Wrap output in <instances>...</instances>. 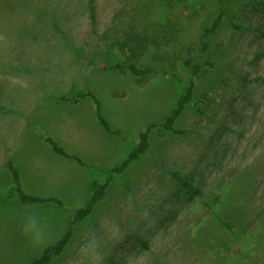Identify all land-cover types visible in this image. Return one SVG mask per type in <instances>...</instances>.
Masks as SVG:
<instances>
[{"label": "rangeland", "instance_id": "1", "mask_svg": "<svg viewBox=\"0 0 264 264\" xmlns=\"http://www.w3.org/2000/svg\"><path fill=\"white\" fill-rule=\"evenodd\" d=\"M119 1L96 0L101 23ZM139 1L155 21L180 17L183 26L176 45L151 49L139 63L168 70L144 83L130 72L102 70L83 44L88 0H0V264H32L69 231L91 199L86 170L62 164L44 133L70 153L83 152L86 160L93 159L94 150L104 153L93 159V167L95 179L106 182L141 135L165 124L187 93L191 72L181 61L163 64L159 55L186 57L185 50L199 44L218 16L220 0ZM249 9L248 0H229L227 13L244 30H234L225 19L211 40L212 50L193 52L196 62L216 66L194 79L200 103L186 105L175 123L185 134L153 129L149 150L124 174L113 176L105 198L73 227L72 242L50 264H217L218 255L240 254L247 247L249 255L259 247L254 264H264V83L252 80L264 79V36L246 21V15L259 17ZM219 46L222 61L213 54ZM86 91L93 92L103 118L124 138L102 130L90 98L60 100ZM79 127L89 135L77 137L73 130ZM112 141L120 147L115 150ZM8 160L18 168L25 192L58 198L64 206L25 204L10 196ZM168 171L192 179L205 198L188 197ZM223 193L231 194L226 205L220 204ZM214 211L234 232L255 230V237L244 246L235 244ZM198 223L204 230L195 236Z\"/></svg>", "mask_w": 264, "mask_h": 264}, {"label": "trees", "instance_id": "2", "mask_svg": "<svg viewBox=\"0 0 264 264\" xmlns=\"http://www.w3.org/2000/svg\"><path fill=\"white\" fill-rule=\"evenodd\" d=\"M165 1L169 2L170 4L176 2V0ZM228 1L229 0H220L217 8L218 16L205 29L199 44L192 45L185 50L186 57H180L179 59H177V57L159 55V61L163 62V64H168L171 67H174L177 64V61H181L182 65L192 74L190 87L187 93L179 99L173 115L168 118L167 122L162 126L154 125L149 127L148 130L141 135L140 142L135 145L134 149L129 154L127 159H125L120 166H117L112 170V175L109 179H107L106 182H100L98 181V179H95L96 177L94 178L91 184V199L86 207L80 209L77 212L71 223L69 231L55 244L47 247L41 254V256L37 258L32 264H50L54 258L59 257L63 254L64 250L72 242L73 227L83 222L86 218L92 215L96 204L105 198L107 188L112 182L113 176L124 174L133 161L138 160L149 150V135L153 129L172 132L176 135L185 134V131L175 129V123L181 116L186 105L194 103V105L198 106L200 103L194 98V79L200 78L205 68H214L216 66L214 61H207L205 63L196 62L193 57V52L198 50L202 54H207L212 50L211 40L222 27L225 19L230 22V25L234 30H244V28L235 23L234 19L227 13L226 3ZM248 1L251 9H249L248 14L257 13L259 17L252 20L250 17H248V15H246V21L251 23V27H253L257 33L264 36V0ZM88 12L89 24L87 25L86 30L82 35V41L85 46L93 50V53L102 62L100 65V68L102 70L118 71L120 73L130 72L133 76L140 79L141 83L146 82L148 78L156 74H168V70L165 67H143L139 63L144 59V57L151 49L159 52L165 49H169L179 42L183 30V26L180 23V17H177L174 20L168 19L165 22H157L153 19L150 8L146 7V5L143 6V4L139 0H122L117 2L113 7L112 15H109L105 23H101L100 11L96 6V0H88ZM91 41H93V44L90 43ZM213 54L217 61H222L224 58H226L224 55V50H222L221 46H219V48L215 47L213 49ZM261 55L264 56V51L261 53ZM252 80L261 81L264 83V79L262 78H254ZM87 97H91L96 103L97 116L105 130L124 137L121 132L111 129L107 121L103 118L101 105L96 96L91 91H86L72 98L62 97L60 98V100L64 102L75 103ZM44 134L45 141L51 146L53 152L57 156L66 160L77 162L79 165L93 171L96 176V169L93 166L87 164L80 156L68 152L48 133ZM7 169L9 170L13 179V188L10 192V196L17 195L25 204H56L60 207L64 206V203L58 198H40L25 192V190L23 189L20 172L14 164L13 160L7 161ZM168 174L170 178L176 183V185L186 192L188 197L198 196L202 199L205 198V194L203 193V191L195 187L192 179L183 176L182 173L177 171H168ZM223 194V197H220L223 202H221L220 204L226 205L229 202L226 203L225 198H227L231 194ZM214 213L218 223L220 224V227L227 231L228 238L231 237L235 244L236 241L240 242L241 244L243 243V241L247 243L249 239L255 237V230L253 231V233L245 232L244 234L234 232V227L224 222L218 216L216 211H214ZM196 226H198V228H196L195 236H200V233L202 230H204V228L199 223ZM262 235L264 237V234ZM240 239L242 240L240 241ZM225 242L227 243L228 241L226 240ZM245 242L243 243V246L246 244ZM256 244L259 243L257 242ZM225 248L227 249L228 245ZM258 248L259 247H254L253 255L247 254L246 250L248 249V247L243 249V253L247 254L246 256L242 252L240 254H231L229 256L218 255L217 264L257 263V261L260 259H256L258 253H256V251L254 250H258ZM210 253L214 254L216 253V250H211Z\"/></svg>", "mask_w": 264, "mask_h": 264}, {"label": "crops", "instance_id": "3", "mask_svg": "<svg viewBox=\"0 0 264 264\" xmlns=\"http://www.w3.org/2000/svg\"><path fill=\"white\" fill-rule=\"evenodd\" d=\"M92 92V91H91ZM93 93V92H92ZM80 94H82V93H80ZM77 96V95H76ZM75 97V96H74ZM91 99L92 101H94L91 97H87V98H84V99H82V100H80V101H78V102H75V103H79V102H81V101H83V100H85V99ZM66 103H68V102H64V104H66ZM96 104V103H95ZM55 105H59V103H56ZM97 107V106H96ZM96 116H97V109H96ZM96 120H98V122H99V125H101L102 126V124L100 123V121H99V119H98V116L96 117ZM75 128V127H74ZM102 130H105V128L103 129V126H102ZM74 132H77V137H83V138H85L87 135H89V133L85 130V129H83V128H81V127H79V129H77V130H73ZM105 133L108 135V134H111V135H114V136H116V138H119V137H122V136H120V135H116V134H113V133H110V132H108L107 130H105ZM122 138H124V137H122ZM77 140H81V138H77ZM79 142H81L82 143V141H79ZM112 145H113V147H114V149L116 150L117 148H119L120 147V143L118 144L117 143V141H112ZM64 147V146H63ZM77 153V154H76ZM76 153H73V154H76V155H78V156H80L87 164H89V165H91V166H93V163H96L93 159L96 157L97 159H100V158H102L103 157V155H104V157H105V154L104 153H100V152H98V153H96L95 152V150L93 151V159L92 160H86V158L83 156V152H81V151H79V152H76ZM56 155V154H55ZM107 155H108V152H107ZM56 157H58L59 158V156H57L56 155ZM61 158V157H60ZM57 160H59V159H57ZM61 162H62V164H65L66 166H71L72 168H74V169H77V170H83V169H81V168H84V170H86V173H87V175H85V179H84V181L86 182V184H87V186H88V188H90L91 189V184H92V181L94 180V178H95V173L93 172V171H91V170H89L88 168H86V167H83V166H81V165H79L77 162H75V161H72V160H66V159H64V158H61Z\"/></svg>", "mask_w": 264, "mask_h": 264}]
</instances>
